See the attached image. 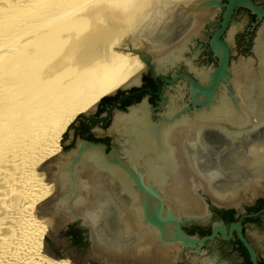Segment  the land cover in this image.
<instances>
[{
    "label": "water",
    "instance_id": "1",
    "mask_svg": "<svg viewBox=\"0 0 264 264\" xmlns=\"http://www.w3.org/2000/svg\"><path fill=\"white\" fill-rule=\"evenodd\" d=\"M256 1L264 4V0ZM239 7L241 10L226 33L234 11ZM246 10L259 19L264 18V8L252 0H187L175 22L153 48L59 136L58 152L32 172L44 190L43 199L32 212V217L47 227L40 250L44 257L55 261L65 259L70 264L74 263L68 254L78 258L88 255L98 263L174 264L186 256L191 264H214L210 257L204 256L201 248L206 242L215 240L218 233L224 240H229L236 230L252 264H259L257 252L244 237L240 223L231 226L229 235L224 224L214 225L212 234L205 238L189 235L183 230L187 221L206 214L207 206L200 191L214 204L238 207L264 187V137L259 140L255 133L264 129V118L256 121L250 130L224 131L226 138L219 135L221 130L213 129L209 133L211 145L203 147L195 143L190 147L188 157L192 168L183 155V142L188 131H198L202 136V126L221 124L246 129L253 122V111L247 106L253 104L258 107V115H264V108L260 107L264 105V21L250 26ZM220 21V27L214 32ZM249 28L253 41L260 29L255 45L254 42L247 45L242 39ZM182 30L185 32L182 38L168 44ZM224 34L232 57L228 44L221 39ZM197 37L199 39L194 40ZM166 44V48L157 49ZM208 45L214 57H211ZM187 50L190 72L205 85L184 75L192 86L188 92L186 90L187 96L175 87L168 89L166 95H172L169 109L156 113L157 117L165 113V120L152 122L151 112L143 103L126 114H118L114 109L103 122L104 126H95V131L106 133L113 125L111 132L120 137L125 162L115 153L105 160L100 150L106 147L102 144L88 141L71 144L75 131L81 129L87 118L95 115L103 98L137 83L142 71L148 67L154 66L167 73L185 60ZM253 67L257 70L256 91L251 88L254 75L250 70ZM210 68H214L213 71ZM190 89L193 107L202 108L198 113L190 112L191 115L183 113L176 103L184 95L182 101L192 106ZM249 135L256 137L253 141L247 139L248 148H245L240 143ZM194 136L197 137L189 136L191 142ZM230 139L238 144V148L224 156ZM62 148L66 154L79 148L80 159L69 165L70 157L63 156ZM214 151L218 153L207 154ZM99 178L107 181L122 204L125 212L121 224L123 236L118 232L119 224H114L109 215L85 204L90 200L92 182ZM251 179H257V182L249 181ZM107 206L111 210V204L105 203L104 208ZM73 221L88 228L91 249L80 232L65 230ZM259 230H251L250 238L264 257ZM137 232L142 235V240L134 235ZM71 236L76 237V241Z\"/></svg>",
    "mask_w": 264,
    "mask_h": 264
},
{
    "label": "bare ground",
    "instance_id": "2",
    "mask_svg": "<svg viewBox=\"0 0 264 264\" xmlns=\"http://www.w3.org/2000/svg\"><path fill=\"white\" fill-rule=\"evenodd\" d=\"M186 1L0 0V264H67L40 253L32 172Z\"/></svg>",
    "mask_w": 264,
    "mask_h": 264
},
{
    "label": "flooded vegetation",
    "instance_id": "3",
    "mask_svg": "<svg viewBox=\"0 0 264 264\" xmlns=\"http://www.w3.org/2000/svg\"><path fill=\"white\" fill-rule=\"evenodd\" d=\"M252 1L256 5L264 8V4H260L256 0H252ZM239 10H241V7L237 8L234 11V14L232 16V22L230 23V26L228 27L226 33H228V31L230 30L231 25L234 22V18L237 15ZM246 12L250 19L249 20L250 26H255L258 23H261V21H264V18L259 19L251 11L246 10ZM220 23L221 21L219 22L214 32L220 27ZM259 30L256 34L255 40L253 41L252 40L253 37L251 34L252 30L251 28H249L247 30L246 35L242 37L245 44L251 45V43L254 42V45H255ZM184 33H185L184 30H182L180 32V35L173 38L168 44H171L179 40L180 38H182ZM213 33L211 34V38H212ZM225 34L221 37V39L226 42V40H224ZM198 39L199 37L194 38V40H198ZM168 44H166V46L160 45L157 49H160L162 47H163L162 49H164L167 47ZM190 45L191 44H189V47ZM228 46L231 52V47L229 44ZM254 49H255V46H254ZM254 49H253V53L255 55ZM188 51L189 50H187L184 53L185 60H183L181 63H179L176 67L172 68L167 73L158 71L154 66L148 67L146 68V70L142 71L139 77V81L137 83L132 84L131 86L127 88L119 89V91L115 95L113 94L112 96L109 95L103 98V100L101 101L102 102L101 105H99L98 108L95 110L96 113L94 112L95 115L93 117L87 118V121L84 122L81 129L78 130V132L75 131V133L73 134L72 140H71V144L75 143L76 141L80 143L82 141H88V142H93L97 144H102L103 146L106 147L104 150H100L105 160L106 158H109L113 153H115L119 155V158L122 162H125L126 159L125 157H123V153H122L124 146L121 145V142L119 140L120 137L111 132V128L113 125L111 126L109 131L106 133L100 132V130L95 131V126L97 125L104 126L103 122H105V119L107 120L109 119L107 117L109 116L110 113H112L114 109H117L118 114H126L130 112L131 108L141 105L143 103L146 104V106L149 108L151 112L152 122L160 123L161 121L165 120L167 117L165 113L160 115L159 117L156 116V113L157 111L161 109H164L165 112L169 109L168 103L170 102L172 95H170V93L168 94V96L166 95V93L168 92V89H174L175 87V89L177 88L178 90H180L181 93H184V95L187 96L186 93L188 92L189 86H192V85L189 79L184 77V75L191 76L199 84L205 85L201 83V81L193 73L190 72L189 65L187 63L188 60L186 57V54ZM208 51L211 57L215 56L214 53L211 51L209 45H208ZM231 57H232V52H231ZM230 63H231V60H230ZM213 69L214 68L212 69L210 68V70L212 71ZM172 71H175V74H173ZM250 72H252L254 75V77L251 80V85H252L251 88H253V90L256 91V83H255L256 72H257L256 67L251 68ZM231 91H232V88L229 90V93H231ZM183 97L176 102L177 106L182 107L181 109L183 113L185 112V114L191 115L190 112L196 113L197 111L198 113L199 110L202 109L201 107L196 108L197 106L193 107L191 89H190V101L192 103V106L183 102L182 101ZM263 101L264 100H262V102ZM253 105L247 106L248 109L253 111V117H252L253 122L246 129L240 130V129L232 128L229 125H222V124L216 125V126H210L208 128L206 126H202V127L200 126L201 127L200 130H202L203 135H207V138H203V135L201 136V133H199L198 131L191 132V133H189L188 131L186 133V136L183 142V155L188 160L189 165L191 166V161L189 160V157H188V151L190 150V147H194L193 145L195 143H196L195 145H201L203 147H206V146L208 147L209 144L211 145L212 142H211L209 133H211L213 129L221 130V131H218L220 132L219 135H221L223 138H226L225 137L226 133L224 134V131L231 130L232 132H242L244 130H248V129L250 130V127H252V125L256 123V121L263 119L264 115L259 116L258 113L256 112L258 109L257 105L256 106H253ZM260 107L264 108V105ZM255 133H257L256 135L257 137L256 136L255 137L259 140L261 139V137H264L263 128L262 129L260 128V130H258ZM190 135L197 136V137L194 136L195 137V139L193 140L194 143H192L193 141L191 142L189 140ZM255 137L252 135L251 136L249 135L248 138H246V140H244L243 143H240V144L242 145L244 144L246 148L247 139H251V141H253ZM227 143H228V146L225 147L226 149L224 151L225 152L224 156L232 154L234 150L238 148V144L234 141L232 142L231 139H230V142H227ZM79 151H80L79 148L77 149L73 148L70 154H66L65 148H62L63 156H65V158L70 157L69 165H71V163H74L76 160L80 159L81 153H79ZM214 152L215 153L208 152L207 154L216 155V153H218L216 151ZM249 181L255 183L257 182V179H251ZM200 194L203 196L204 204H206L207 206L206 212H205L206 214L204 216L199 217L197 220L187 221L183 226V230L189 235L198 236L199 238H205L212 234L214 225H218L220 223L224 224L227 228V235H229L231 226L234 224L240 223L242 226V233L244 237L253 246V248L257 252L259 264H264V257L260 255L252 238H250L251 230H254L255 228L260 229L259 231H261L262 234H260L259 232V234L261 235V237L259 238L261 240L262 245L264 246V187L261 188V192L259 194L243 202L238 207L235 205L214 204L211 201V198L209 196H206L202 191H200ZM89 196H90V200L86 202L85 204H89L91 207H93L97 211H100V210L103 211L102 213L106 214L107 216L109 215L112 221L114 222V224L115 223L119 224V228L117 229L120 235L123 236V234L121 233V224L123 222L125 212H124L121 202L116 197L111 186L107 183V181L104 178L95 179L92 182L90 186ZM105 203H107L108 205L109 203L111 204L110 206L111 210L109 209L108 206H107L108 207L107 209L104 208ZM110 217H107V219ZM67 229L70 231L80 232L84 241H86L89 244L90 249H91V241H90L88 228L82 227L81 224L78 223V221L76 222L73 221L72 223L68 224L65 230ZM134 235L138 239L142 240V235L139 232L134 233ZM71 239L73 241H76V237L74 236H71ZM201 251L205 252L204 256L210 257L214 264H252L249 253L246 250V248L243 246V244L240 242L236 230H233L232 237L229 240H224L222 238L221 233H218L215 240L206 242L203 245V247L201 248ZM68 255L74 264H115L112 262L98 263L92 257L88 255L85 257L81 256L79 258L78 256H74L73 254H68ZM142 264H146V263H142ZM174 264H191V262L185 256L180 261Z\"/></svg>",
    "mask_w": 264,
    "mask_h": 264
},
{
    "label": "rangeland",
    "instance_id": "4",
    "mask_svg": "<svg viewBox=\"0 0 264 264\" xmlns=\"http://www.w3.org/2000/svg\"><path fill=\"white\" fill-rule=\"evenodd\" d=\"M178 15H179V12L177 11L176 13L175 12H173L172 13V16L171 15H169V18H167V19H171L172 17H173V19H175L176 20V18L178 17ZM176 17V18H175ZM175 20L171 23V25H170V22L169 23H165L164 24V26L162 27V28H159V25H156L157 26V29L159 28V30H156V31H154L155 29H156V26H154L153 27V33H154V35H156V36H153V39H148L145 43L147 44V45H152V46H154L161 38H162V36L169 30V28L172 26V24L175 22ZM152 33V34H153ZM151 38V37H150ZM155 38V39H154ZM144 42V41H143ZM134 66V65H133ZM79 116V115H78ZM59 142V138L57 139V142L55 143V145H54V147H55V154L58 152V148L56 147V145H57V143ZM37 185H38V187H39V189H41V193H42V191H44L43 189H42V187L37 183ZM34 219V218H33ZM35 220V219H34ZM36 222H38L39 224H41V225H43L44 227H45V233H46V231H47V227L44 225V224H42L41 222H39V221H37V220H35ZM67 264H70L69 262H67V261H65Z\"/></svg>",
    "mask_w": 264,
    "mask_h": 264
}]
</instances>
